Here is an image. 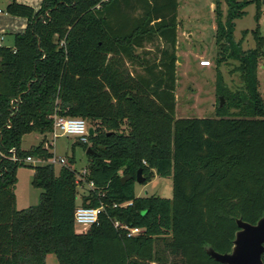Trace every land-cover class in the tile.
<instances>
[{
	"label": "trees",
	"instance_id": "trees-1",
	"mask_svg": "<svg viewBox=\"0 0 264 264\" xmlns=\"http://www.w3.org/2000/svg\"><path fill=\"white\" fill-rule=\"evenodd\" d=\"M253 1L226 0L225 20L217 5L211 118L175 115L177 0L5 5L26 25L10 33L11 44H0V264H46L49 254L58 264H224L205 246L228 252L235 219L255 223L264 211L257 77L264 37L252 30L248 50L234 39V20ZM156 41L154 51L146 48ZM229 58L240 63L243 84L235 91L219 69ZM54 114L82 117L93 128L57 172L50 162L25 163L53 156ZM26 135L39 143L23 148ZM75 145L86 154L85 174L73 167ZM19 166L33 168L31 183L41 189L38 203L21 209L14 192ZM139 169L142 184L170 176L172 196H136ZM79 182L92 187L77 204ZM77 205L100 207L97 223L77 229ZM128 228L140 231L128 235ZM261 257L264 263V251Z\"/></svg>",
	"mask_w": 264,
	"mask_h": 264
},
{
	"label": "rangeland",
	"instance_id": "rangeland-1",
	"mask_svg": "<svg viewBox=\"0 0 264 264\" xmlns=\"http://www.w3.org/2000/svg\"><path fill=\"white\" fill-rule=\"evenodd\" d=\"M6 0H0V4H4ZM177 68H176V117H215V105L217 97L215 95V73H216V53L215 29L217 18V5L221 12V19L225 20L228 10L226 0H177ZM241 1V0H238ZM244 15L234 20V39L242 41L243 50L252 49L255 46L252 30L258 27L260 34L264 37V0H254L244 8ZM1 19L12 17L8 13H2ZM10 28V25H6ZM247 30V34L243 36V31ZM156 41L154 44L147 43L146 46L154 48L160 45ZM140 51V50H137ZM153 53V52H152ZM200 60H209L210 65L201 66ZM223 75L226 86L230 90L239 89L242 84V76L240 63L232 58L225 59L219 66ZM258 92L264 101V56L259 59L257 67ZM224 102V99L222 103ZM87 121V120H86ZM88 124V121H87ZM89 126V124H88ZM75 135L64 134L53 137L49 151L54 153L53 156L64 157L71 153L72 144L77 141ZM53 142V143H52ZM39 141L32 139V135H26L22 140L23 148H30L38 144ZM46 145V144H45ZM75 163L73 167L83 173L87 170L86 154L80 145H75ZM49 162L47 160H37L35 158L25 159L27 164H43ZM60 165L55 164L54 168L58 171ZM15 184V206L17 209L26 208L38 203V197L41 189L32 185L33 168L28 166H19L16 169ZM90 185L85 182H79L77 187V204L80 203L81 196L87 193ZM136 196L156 195L169 198L172 196V178L154 177L146 184L135 183ZM77 229H81L78 224ZM159 247L163 245L158 242ZM164 250V249H163ZM167 253V251H165ZM167 263H171L173 258L167 255ZM46 264H58L54 254H51L46 260Z\"/></svg>",
	"mask_w": 264,
	"mask_h": 264
},
{
	"label": "water",
	"instance_id": "water-1",
	"mask_svg": "<svg viewBox=\"0 0 264 264\" xmlns=\"http://www.w3.org/2000/svg\"><path fill=\"white\" fill-rule=\"evenodd\" d=\"M223 98L220 97V105ZM88 134H93V128H88ZM90 149H87L89 152ZM130 176H122L123 183ZM144 178L141 170L137 171L136 182L142 183ZM238 229L234 233L231 249L228 252L220 253L211 246H205L206 253L214 260L224 264H264L262 253L264 251V211L255 223L242 220L240 217L235 219Z\"/></svg>",
	"mask_w": 264,
	"mask_h": 264
},
{
	"label": "built area",
	"instance_id": "built-area-1",
	"mask_svg": "<svg viewBox=\"0 0 264 264\" xmlns=\"http://www.w3.org/2000/svg\"><path fill=\"white\" fill-rule=\"evenodd\" d=\"M1 11V9H0ZM2 37H0V44H1ZM201 66H208L210 65L209 60H200ZM88 124L87 121L82 117H66L60 116L57 114L53 115V137H57L58 135L64 134H71L75 135L78 140L81 142H86L88 139ZM53 143V142H52ZM49 162L52 164L62 165L65 163V158L52 156L49 158ZM87 170H84L83 173L85 174ZM90 188L92 187V183H88ZM126 205V204H122ZM101 208H94V207H85L82 205H77L74 210V222L81 226V229L85 230L93 224H96L98 221V214ZM114 225L117 226L118 222L114 221ZM127 227V226H125ZM140 231L138 228H128V235L136 234Z\"/></svg>",
	"mask_w": 264,
	"mask_h": 264
},
{
	"label": "crops",
	"instance_id": "crops-1",
	"mask_svg": "<svg viewBox=\"0 0 264 264\" xmlns=\"http://www.w3.org/2000/svg\"><path fill=\"white\" fill-rule=\"evenodd\" d=\"M10 0H6L5 2H3L4 4H0V37H2L1 40V44L6 43V44H11L12 42V38H11V34L10 33H15V32H20L25 28L26 25V20L23 17H19V16H14V15H10L12 17H8L7 19H1V14L2 13H6L4 11L5 5L9 2ZM19 3H24L27 5L32 6L35 10H37L40 6L41 0H16ZM178 18V17H177ZM178 20V19H177ZM9 24L10 28H7L6 25ZM179 24V22H178ZM177 31H178V27H177ZM147 49L149 50H153L151 47L146 46ZM52 152V151H50ZM53 153V152H52ZM54 155V153H53ZM55 172H57V170H55ZM51 254L47 255L46 260L49 258Z\"/></svg>",
	"mask_w": 264,
	"mask_h": 264
}]
</instances>
